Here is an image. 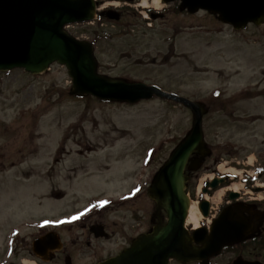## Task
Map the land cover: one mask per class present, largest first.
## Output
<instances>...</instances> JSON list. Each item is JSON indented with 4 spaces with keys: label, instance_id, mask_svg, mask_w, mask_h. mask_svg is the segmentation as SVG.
Instances as JSON below:
<instances>
[{
    "label": "rangeland",
    "instance_id": "1",
    "mask_svg": "<svg viewBox=\"0 0 264 264\" xmlns=\"http://www.w3.org/2000/svg\"><path fill=\"white\" fill-rule=\"evenodd\" d=\"M145 1L114 2L127 9L117 20L69 31L87 39L104 30L94 51L98 74L156 86L208 109L203 133L212 155L186 189L192 203L197 206L196 194L213 173L234 176L243 193L245 172L256 177L264 165V24L234 32L204 11L179 13L174 4ZM146 8L163 15L149 21ZM70 87L57 64L34 76L21 69L0 72V264H41L31 253L36 232H66L69 220L84 217L80 212L91 203L147 186L191 127V112L175 102L106 103L71 96ZM257 188L246 196L264 197V186ZM149 206L140 199L133 208L140 223ZM120 211L104 217L111 229L133 228L130 211ZM236 251L211 262L232 264L245 254ZM91 253L77 250L74 264L92 263ZM250 256L264 258V251Z\"/></svg>",
    "mask_w": 264,
    "mask_h": 264
},
{
    "label": "water",
    "instance_id": "2",
    "mask_svg": "<svg viewBox=\"0 0 264 264\" xmlns=\"http://www.w3.org/2000/svg\"><path fill=\"white\" fill-rule=\"evenodd\" d=\"M174 1L180 2L181 11L190 14L206 11L236 31L248 24L257 27L264 24V0H161L164 4ZM94 11L93 0H0V72L19 68L31 75H39L56 63L67 70L72 84L71 96H93L100 101L128 105L156 97L190 110V130L171 151L148 188V197L155 206L152 219L158 221L153 232L139 236L128 249L101 264H168L169 260L179 264H208V260L217 256L224 246L251 237L259 225L258 218L254 216L255 220L248 224L241 205H233L214 221L209 234L196 230L189 235L184 226L190 206L185 194L188 176L184 173L188 163V171L198 170L211 153L202 131V119L207 109L199 102L166 93L155 86L97 74L93 47L77 41L63 30L72 23L91 21ZM108 17L118 19L117 14L108 13ZM192 153L196 156L190 159ZM218 181L205 186L216 190ZM230 197H236V194ZM162 211L166 218L164 225ZM199 211L206 217L208 204L202 202ZM47 246H53L48 238L37 240L33 243V251L42 256L39 250ZM234 264L261 263L238 257Z\"/></svg>",
    "mask_w": 264,
    "mask_h": 264
},
{
    "label": "flooded vegetation",
    "instance_id": "3",
    "mask_svg": "<svg viewBox=\"0 0 264 264\" xmlns=\"http://www.w3.org/2000/svg\"><path fill=\"white\" fill-rule=\"evenodd\" d=\"M118 11L120 12V15L121 12H123L120 9H118ZM102 16L106 18L105 15ZM88 39L97 42L92 34L88 37ZM202 169L203 168L201 167L198 171L189 173L187 187H189V183L191 182V180H194L191 178H193L194 176H196L195 178H197V174ZM213 177L219 180L222 179L220 190H222L224 194L219 204L215 207H211L212 205L210 203V214L207 219L201 221L199 228L208 227L216 218H218L222 214V212L227 207L235 204L241 205V208L243 209L244 220L247 221L248 224H251L252 221L255 220L253 217L256 216L258 218L256 222L259 223V226L256 231H254V233L250 235V239H247L246 241L237 245L228 247L224 250V252H232V250H236L239 248L243 253L245 252L244 256L242 255V253L239 254V256L243 257L245 260L259 261L261 263H264V258H255L250 256L254 251H264V197L258 195L246 196V194L250 193L251 191H244L243 193L237 192V196L231 198L229 193L232 192L231 190L233 186V178L214 175ZM147 187L148 185L146 186V184H144L134 189H129L121 195H118L116 198L108 194L107 199L109 200H104L101 202L96 201L94 203H91L82 212H80V216L85 215L84 217L80 218L77 221H74L73 219L70 222L69 220L70 224L67 226L68 228L66 232L70 233V238L68 234L66 235V232L61 231L59 227H53L48 230L36 232V235L32 238L30 243L31 253L33 254L35 260L41 264H50L51 262H56L58 264H74L75 262L73 261V259L75 252H77V250L81 248H87L92 252L87 256L88 258L94 259L90 264H98L107 259L117 256L123 250L130 247L132 241L135 238H137L141 234L151 233L154 230L156 222L152 219L154 205L148 198ZM252 192L258 193L259 191L256 189L252 190ZM212 194L213 192L210 191V196ZM196 195L198 202L203 200L202 194L199 195L197 193ZM140 199L146 200L150 205V212L147 217H143V221L141 223L139 222V214L137 212V209H133L136 207V204ZM120 210H122L123 212L130 211V217L132 218V221L136 222L133 228L128 229L123 224H120V230L118 232L115 231V229H111L112 222L109 223L108 220L104 217H107L112 213L121 212ZM76 225L78 227H75ZM74 230H80V234L76 237H73L71 234ZM50 232H54L58 235V240L56 238V243L54 237H48V239L51 240V244L53 245L52 248H54V251L49 253L51 248L47 246L46 248H44V250H39L42 256L33 253L32 243L34 242V240L43 238L44 235ZM117 235H119V238L123 242H121L117 238ZM14 237L15 236L12 237L13 244L15 240ZM10 238L8 239V241L10 240ZM17 240L18 244V237ZM116 240L118 242H116ZM107 244L110 245L107 247ZM25 246L27 247L26 244ZM236 252L233 251V253ZM47 256H51V259L48 262H44L43 258H47Z\"/></svg>",
    "mask_w": 264,
    "mask_h": 264
},
{
    "label": "bare ground",
    "instance_id": "4",
    "mask_svg": "<svg viewBox=\"0 0 264 264\" xmlns=\"http://www.w3.org/2000/svg\"><path fill=\"white\" fill-rule=\"evenodd\" d=\"M156 5H159V0H154ZM146 4L143 3V6H145ZM230 171L236 172L234 169H229ZM201 186V185H200ZM232 191L233 192H237L238 191V185H233L232 187ZM223 191H217L214 193V195L210 198V202L214 205V204H218L220 201V198L222 197ZM201 221V215L196 207V204L194 203H190V207L188 210V216L186 219V226H190L193 229H197L199 226V223Z\"/></svg>",
    "mask_w": 264,
    "mask_h": 264
}]
</instances>
